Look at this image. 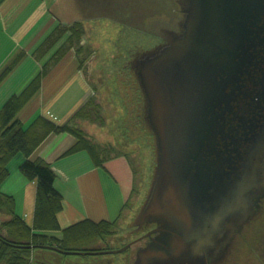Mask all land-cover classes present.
<instances>
[{
  "label": "water",
  "instance_id": "95a60500",
  "mask_svg": "<svg viewBox=\"0 0 264 264\" xmlns=\"http://www.w3.org/2000/svg\"><path fill=\"white\" fill-rule=\"evenodd\" d=\"M173 28L126 29L118 48L135 115L149 129L155 154L151 188L131 228L139 222L156 228L120 250L87 255L122 254L149 239L133 264H205V257L216 264L253 214H246V193L255 173L232 180L228 161L221 154L208 160L205 146L213 147L224 129V112L210 114L216 105L226 110L234 98L228 89L239 85L263 41L264 0H189L183 37L140 62L137 87L134 64L158 44L161 30Z\"/></svg>",
  "mask_w": 264,
  "mask_h": 264
},
{
  "label": "crops",
  "instance_id": "0c3cea01",
  "mask_svg": "<svg viewBox=\"0 0 264 264\" xmlns=\"http://www.w3.org/2000/svg\"><path fill=\"white\" fill-rule=\"evenodd\" d=\"M25 1L2 0L0 2V42L2 39L6 40L7 48L3 58H0V76L9 70L0 83V89L13 80V89L8 98L12 95L18 96L60 47L58 44L44 58L36 59V51L50 34L52 24L49 23L48 26V17L42 13V5L29 13L28 8L32 0ZM51 18L54 23H57V26L60 24L55 18ZM8 31H12L11 34ZM24 69L27 73L19 76L20 71ZM90 85L74 53L68 52L61 61L49 67L48 72L41 78L40 88L35 97L23 109L18 118L22 123H27L39 116L55 126H64L70 123L87 102L92 100V96L99 94V89H92ZM108 86L111 87V85ZM8 98L0 100V103L3 104ZM79 122L83 121H78L75 125H80ZM75 144L76 139L69 133L51 134L30 157L32 161H41L50 166L56 176L53 187L63 200L62 209L57 215L60 231L45 233V235L61 240L62 230L83 221L111 224L118 219L116 235L102 242L91 241L89 244H94V246L84 247V245L81 248L99 251L86 253L119 250L113 245L117 243L119 245L124 236L120 215L124 213L122 210L127 202V197L123 194L118 180L107 170L105 165L103 168L94 167L84 152L68 154ZM121 159L113 161L120 166V172L124 173V170L128 172L126 165L123 168L124 161ZM23 161L22 156H17L10 162L9 177L1 186L0 192L12 197L14 213L26 225L32 227L36 205V182L26 180L19 172ZM105 248H108L109 251H102ZM86 253H72L67 257L53 256L52 262L53 264H56V261L57 264L58 262L60 264H95L86 257L107 256L87 255ZM76 255L80 258L67 259ZM116 255L125 257L120 261V264L130 257L125 256L127 255L125 253ZM81 258H85L86 261L79 260ZM130 258L129 264H133L135 254ZM110 261L111 259L103 257L98 261V264H109ZM113 261L118 263L116 259Z\"/></svg>",
  "mask_w": 264,
  "mask_h": 264
},
{
  "label": "rangeland",
  "instance_id": "374dc122",
  "mask_svg": "<svg viewBox=\"0 0 264 264\" xmlns=\"http://www.w3.org/2000/svg\"><path fill=\"white\" fill-rule=\"evenodd\" d=\"M17 1L20 2V0ZM30 3L29 13L42 5V13L48 17V26L49 23L52 24L49 33H53L57 27V23H54L51 17L55 18L61 26L81 23L84 30L82 41L78 45L84 50L79 57L88 63L86 62L84 69L80 68L92 89H99V94L91 98L94 103L101 106L100 117H103L105 124L100 126L99 121L93 124L83 121L79 122L81 124L78 126L94 144L102 147L116 146L118 149L115 148L114 153L110 155L114 156L120 151L126 156L121 159L124 161L123 168L126 165L128 171L124 170L125 174L120 172V166L113 160L104 164L118 180L123 194L127 197V201L129 200L127 210L120 219L123 223L121 227H123L124 234L122 242L119 245L118 243L113 245L114 248L117 247L120 250L137 237H141L146 231L145 229L135 230L134 235L132 234L134 228L131 227L139 216L151 188L155 154L149 129L135 115L118 48L126 29L169 25L165 20L160 19L163 13L172 12V15H175L173 11L177 12L176 0H32ZM11 32L8 31L10 34ZM68 36V33L64 35L56 45L61 46ZM5 42L6 40L3 39L0 42L2 43L0 58H3L5 49H7ZM69 52L74 53L78 61L79 54L74 50ZM20 72L19 76L27 73L25 69ZM12 82L13 80L0 89V100L10 96L14 85ZM132 190L134 193L131 196ZM261 221L264 222V217H260L245 231L246 243L236 242L226 264H264V223ZM84 245V247L94 246L89 243ZM133 249L134 247L126 254L133 255ZM77 257L79 256L67 259ZM103 257L111 259L110 263L113 264H116L113 259L118 261L117 264H120L123 258L125 259L119 255L86 258L91 263L98 264ZM79 260L86 261L85 258Z\"/></svg>",
  "mask_w": 264,
  "mask_h": 264
},
{
  "label": "trees",
  "instance_id": "16d2710c",
  "mask_svg": "<svg viewBox=\"0 0 264 264\" xmlns=\"http://www.w3.org/2000/svg\"><path fill=\"white\" fill-rule=\"evenodd\" d=\"M83 31L81 23H73L68 26L58 25L37 49L36 59L41 60L68 33L66 41L42 66L40 73L27 87L18 96L12 95L0 107V189L9 177L10 162L17 156L24 158L19 168L21 175L28 181L36 182V205L32 227L26 225L16 216L12 197L0 192V264H53V256L67 257L78 252H99L98 250L82 249L81 246L94 240L105 241L117 233L118 219L111 224L83 221L62 230L61 240L45 235V233L60 231L57 215L62 209L63 200L53 187L56 176L50 166L41 161L30 159L48 136L59 133H69L76 139V144L68 151V154L84 152L96 168H103L109 160L125 158L126 156L120 151L114 156L110 155L114 153L115 148L118 149L116 146L102 147L94 144L86 133L75 125L77 121H88L92 124L99 121L100 126H103L105 121L103 117H100L101 106L94 103L93 100L87 102L70 123L61 127L55 126L39 116L27 123H22L18 118L23 109L35 97L40 88L41 78L48 72L49 67L57 64L70 50L79 54L78 62L84 69L88 61L80 59V53L84 49L78 46L82 41ZM8 73L9 70L0 76V83ZM131 89L134 92L132 86ZM133 193L134 190H132L131 196ZM128 202L129 200L124 204L122 212L127 210ZM122 215L123 213L120 215V219ZM132 234H136L135 228ZM102 251H109V249L105 248ZM130 257L123 264H129Z\"/></svg>",
  "mask_w": 264,
  "mask_h": 264
},
{
  "label": "flooded vegetation",
  "instance_id": "af4514ba",
  "mask_svg": "<svg viewBox=\"0 0 264 264\" xmlns=\"http://www.w3.org/2000/svg\"><path fill=\"white\" fill-rule=\"evenodd\" d=\"M179 3L181 7L179 11H173L175 15H172V12L163 13L160 19L162 21L165 20L170 26L172 24L174 28L161 30L163 36L157 38L158 44L134 64L132 71L135 75L134 80L137 87L139 86L140 62L145 59L157 58L175 39L183 37L185 32L183 24L189 0H179ZM164 35L167 37L165 38ZM261 38L263 41L261 43L257 42L258 44L254 47L252 52L255 55H253L254 57L249 64L246 65V72L243 73L239 85H236L235 89L229 88L227 91V93H231V90L233 91V100L226 107V110L224 106L218 107L216 105L210 114L214 116L224 112L222 122L224 129L216 136L213 147L205 146L207 159L215 160L216 156L221 154L228 161L225 164V171L230 174L232 180H236L237 175L244 176L246 173L247 176L254 172L256 182L253 185V187L255 186L254 189L250 193H246V214L248 211H253V214L246 217V223L241 231L234 235L228 253L221 262L216 264H226L232 255L231 252L236 242L246 243L245 231L255 224L260 217H264V35H261ZM151 135L155 145L152 131ZM261 223L264 222L261 221ZM147 227L151 228L148 229ZM155 228L156 225L154 224L137 223L135 230L145 229L146 231L141 237H137L131 243L141 239ZM148 241L149 239H142L131 245L125 252L134 247L132 251L136 254V251L145 247ZM205 260V264H210L207 261L209 260L207 257H205Z\"/></svg>",
  "mask_w": 264,
  "mask_h": 264
}]
</instances>
